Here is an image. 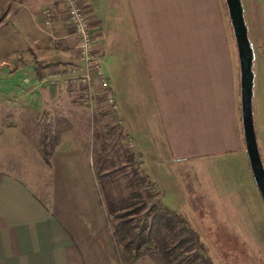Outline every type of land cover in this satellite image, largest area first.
<instances>
[{"label": "crops", "instance_id": "crops-1", "mask_svg": "<svg viewBox=\"0 0 264 264\" xmlns=\"http://www.w3.org/2000/svg\"><path fill=\"white\" fill-rule=\"evenodd\" d=\"M9 1L0 0V10ZM83 1L95 14L93 42L114 109L143 161L146 148L158 152V139L168 165L201 155L229 166L236 157L242 167L238 58L223 0ZM18 5L14 20L21 33L32 30L35 48L40 14ZM22 58L12 69L1 59L0 101L8 91L17 105L40 107L54 89L47 57L26 51ZM258 148L264 163V145ZM23 171L0 162V264H120L83 146L57 145L44 168ZM158 183L173 185L168 178Z\"/></svg>", "mask_w": 264, "mask_h": 264}, {"label": "rangeland", "instance_id": "rangeland-1", "mask_svg": "<svg viewBox=\"0 0 264 264\" xmlns=\"http://www.w3.org/2000/svg\"><path fill=\"white\" fill-rule=\"evenodd\" d=\"M241 1L254 50L252 116L257 144L262 149L264 0ZM19 3L31 5L34 16L40 14L33 23L39 32L35 48L33 43L28 44L32 30L21 33L14 20ZM58 8L52 0H11L0 10L1 64L12 69L26 51L44 55L49 66L47 80L54 88L50 100L40 107L26 103L19 106V101L11 99L13 94L5 92L8 100L0 101V125L4 129L0 134V162L21 168L26 175V168L31 172L38 164L44 168L49 152L57 145H81L91 161L98 154L113 156L119 146L126 147L133 159L127 163L121 155L114 159L108 171L110 181L105 183L110 198L130 204L119 210L118 217L126 226L125 237L134 241V248L125 253L122 264H264V203L247 160L241 167L239 158L229 157V166L216 156L196 155L168 165V153L157 139L158 152L150 153L145 147L143 161L114 106L97 100L87 103L77 87L68 83L69 76L80 71V59L72 27L60 20ZM47 9L55 12L48 23ZM12 53L19 54L13 62L9 58ZM95 134L105 137L100 140ZM138 174L146 178L139 185ZM164 178L173 185L158 183ZM166 209L180 217L172 216V230L165 223ZM160 244L170 247L172 253L162 257L157 251Z\"/></svg>", "mask_w": 264, "mask_h": 264}, {"label": "built area", "instance_id": "built-area-1", "mask_svg": "<svg viewBox=\"0 0 264 264\" xmlns=\"http://www.w3.org/2000/svg\"><path fill=\"white\" fill-rule=\"evenodd\" d=\"M59 12L65 21L71 25L75 36L76 48L80 59V71L69 76L68 83L77 87L81 98L92 103L93 100L104 101L114 105L113 90L109 86L101 64V53L94 47L92 13L83 0H58ZM55 14L51 9L45 13L48 23Z\"/></svg>", "mask_w": 264, "mask_h": 264}, {"label": "water", "instance_id": "water-1", "mask_svg": "<svg viewBox=\"0 0 264 264\" xmlns=\"http://www.w3.org/2000/svg\"><path fill=\"white\" fill-rule=\"evenodd\" d=\"M235 41L240 89V116L245 153L254 184L264 203V165L256 140L253 116V58L254 50L248 34L241 0H223Z\"/></svg>", "mask_w": 264, "mask_h": 264}, {"label": "trees", "instance_id": "trees-1", "mask_svg": "<svg viewBox=\"0 0 264 264\" xmlns=\"http://www.w3.org/2000/svg\"><path fill=\"white\" fill-rule=\"evenodd\" d=\"M224 2V1H223ZM95 137L102 140L104 139V134H95ZM125 157V162H130L133 159V153L129 152L128 148L119 146L116 150H114L113 156H107L105 154H98L96 157L93 158V161H91V165L93 168L94 176L96 179L98 191L101 197V201L103 203L105 213L107 215V221L111 230V237L115 248L116 258L120 264L123 263V259L125 257V253L131 251L132 248H134V241L130 238L127 239L125 236V225L118 221V217L120 216L119 210L124 207H129V203L124 202L123 200H113L108 195L105 183L110 181V178L108 176V171L111 166H113V161L119 156ZM137 173V172H136ZM136 184L139 185L140 182H143L145 178L144 175L138 174ZM139 180V181H138ZM136 195L140 196V192L136 191ZM144 203V202H143ZM142 203V204H143ZM144 206V204H143ZM135 209V208H133ZM138 208L135 209L137 211ZM166 214H164L165 217V223L168 228V230H172L173 228V218L177 217V219H180L178 214H175L174 212L168 213L167 209L165 210ZM157 220V219H156ZM183 229L190 231L193 233L188 227H184ZM196 234V233H195ZM173 244V243H172ZM166 245L160 244L157 245V251L162 257H166L168 253L171 252L170 247H165Z\"/></svg>", "mask_w": 264, "mask_h": 264}]
</instances>
